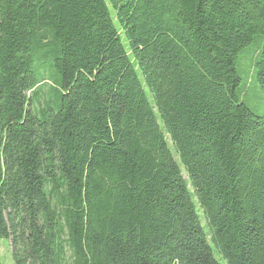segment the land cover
<instances>
[{"label": "trees", "instance_id": "obj_1", "mask_svg": "<svg viewBox=\"0 0 264 264\" xmlns=\"http://www.w3.org/2000/svg\"><path fill=\"white\" fill-rule=\"evenodd\" d=\"M251 89L264 0H0L13 264H264Z\"/></svg>", "mask_w": 264, "mask_h": 264}, {"label": "rangeland", "instance_id": "obj_2", "mask_svg": "<svg viewBox=\"0 0 264 264\" xmlns=\"http://www.w3.org/2000/svg\"><path fill=\"white\" fill-rule=\"evenodd\" d=\"M107 2V0H105ZM108 4V3H107ZM109 12L113 19V23L115 26H118L114 12L112 11L110 5ZM123 42L125 43V40L123 39ZM249 54L246 55L245 60H248ZM242 79L245 78V73L241 71ZM251 86V85H250ZM48 88L44 87V90L46 91ZM144 90L147 93V96L150 98L149 93L147 92L146 87H144ZM241 102L247 105V107L257 116L264 114V95L260 92V90H245L244 95L241 97ZM159 125H161L159 123ZM175 160L177 161V157L174 155ZM202 225H204V222H202ZM206 229V228H205ZM213 256L214 258L219 261L220 263L224 264L221 257L217 254L216 250L213 249ZM0 264H13V259L11 255V249L9 246L8 241L4 239H0Z\"/></svg>", "mask_w": 264, "mask_h": 264}]
</instances>
